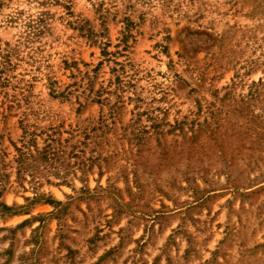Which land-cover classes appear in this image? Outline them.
Listing matches in <instances>:
<instances>
[{
    "label": "rangeland",
    "instance_id": "rangeland-1",
    "mask_svg": "<svg viewBox=\"0 0 264 264\" xmlns=\"http://www.w3.org/2000/svg\"><path fill=\"white\" fill-rule=\"evenodd\" d=\"M0 264H264V0H0Z\"/></svg>",
    "mask_w": 264,
    "mask_h": 264
}]
</instances>
